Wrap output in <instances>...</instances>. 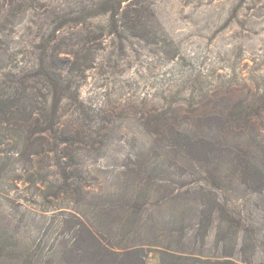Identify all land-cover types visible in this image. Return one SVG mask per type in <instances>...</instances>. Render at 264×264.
I'll use <instances>...</instances> for the list:
<instances>
[{
  "label": "rangeland",
  "instance_id": "1",
  "mask_svg": "<svg viewBox=\"0 0 264 264\" xmlns=\"http://www.w3.org/2000/svg\"><path fill=\"white\" fill-rule=\"evenodd\" d=\"M21 3L23 6L14 12L10 36V46L22 53L19 58L26 59V54L35 51L55 25L47 8L60 16L61 43H75L86 35L95 39L89 44L95 64L80 83L82 107L79 112L68 108V112H61L60 119L61 130L84 129L85 136L75 139L71 161L85 172L80 176L88 194L72 187L67 195L53 199L57 194L55 188L41 193L33 186H20V191L11 195L12 203L3 202L0 207V229L9 227L26 244L37 236L42 238V234L43 240L66 239L71 236L67 231L71 223L101 227L92 216L100 214L110 196L121 192L116 178L122 166L131 155L146 152L147 139L162 126L161 123L153 128L151 118L143 121L144 116L170 112L171 117L174 109L181 114L196 112L199 109L195 107L205 104L213 107L218 101L228 100L234 105L264 96V0H22ZM127 7L128 13L130 9L145 10V30L131 27L129 16L128 29L125 27L120 14ZM6 10L0 12L1 17ZM116 12L119 15L113 20L112 13ZM252 112H258L256 107ZM184 120L177 129L189 126L196 131L195 121ZM199 126L203 127V123ZM49 151L53 154L52 149ZM176 151L164 150V158L168 164H173L174 159L182 163L178 169L183 171L186 166ZM50 158L51 163L55 156ZM21 163H16L15 168H20ZM186 170L187 174L178 171L182 174L180 178H173L176 193L189 190L197 197L195 188H199L200 195L210 198L212 188L207 176L192 166ZM51 172L55 177L59 174L58 169ZM52 176L50 179H55ZM34 180H43L41 172ZM230 188L235 191L223 188L217 193L221 203L216 211L213 209V227L203 244L198 241L201 233L191 227L190 218L186 221L189 236L185 239L181 234H173L174 241L170 243L167 230L159 239L134 237L128 235L124 224L113 231L112 242L117 246L145 244L148 261L159 264H174L179 257L192 256L264 264V192L247 190L238 179H233ZM154 190L158 192L151 193L154 197L147 196L150 192L140 194L139 201L150 210L159 203L160 208L157 206L155 210L162 213L164 220L170 214H185L192 208L187 203L181 206L177 201L171 203L167 191ZM90 202L98 207L89 205ZM221 208L226 215L229 213L228 223H222ZM233 221L236 236L230 238L227 233L222 241L223 230L229 232ZM192 238L198 241V246L189 249L187 243ZM161 252L168 256L165 258Z\"/></svg>",
  "mask_w": 264,
  "mask_h": 264
},
{
  "label": "trees",
  "instance_id": "2",
  "mask_svg": "<svg viewBox=\"0 0 264 264\" xmlns=\"http://www.w3.org/2000/svg\"><path fill=\"white\" fill-rule=\"evenodd\" d=\"M21 2L0 0V12L7 9L6 15L0 16V207L3 202L12 203L11 195L18 193L20 186L26 185L41 193L57 189L53 199L67 195L72 187H77L83 195L88 194L80 176L85 172L77 169L71 161L74 158L71 149L77 144L75 139L85 136L84 129L61 130L60 119L61 112H68V108L79 112L82 107L80 83L95 64L89 47L91 40L94 42L95 39L89 33L90 37L86 35L78 42L61 43L60 16L47 8L55 25L35 51L26 54V59L19 58L22 53L10 46V36L16 18L14 12L23 6ZM145 13L142 8L130 9L128 13L127 7L120 18L127 29L129 16L131 27L145 30ZM116 15L119 13H112L113 20ZM66 100L69 101L67 104ZM224 102L218 101L213 107L207 104L197 106L198 111L182 114L174 109L171 117L170 112L148 118L144 116L143 121L151 118L153 128L161 123L162 126L157 127L158 130L147 139L148 150L131 155L122 166L116 178L121 184V192L110 196L102 205L100 214L92 216L102 228L83 222L71 223L67 225L71 236L66 239L43 240L45 235L42 234V238L37 236L31 244H26L13 231L10 232L9 227L2 226L0 264H159L148 261L149 251L144 250L145 244L117 246L112 242L113 231L118 225L124 227V224L128 235L134 237L142 235L159 239L167 230L172 243L173 234H181L182 238L189 236L186 221L190 218L191 227L201 233L198 241L205 243L213 227V209L216 211L218 203H221L217 196L220 189L235 191L230 187L233 179H238L247 190L264 192L261 166H264V96L234 105H230L228 100ZM254 107L258 112H252ZM186 118L198 124L196 131L189 126L177 129ZM200 122L203 127L199 126ZM50 149L53 154L49 153ZM154 149L157 150L149 155ZM167 149L177 150L176 156L184 162L185 170L178 169L182 163L176 162V159L173 164L166 162L163 151ZM50 155L55 156L51 163L48 162L52 160ZM18 162L22 163L17 169L15 165ZM191 166L195 171H202L211 182L210 198L200 195L199 188H195L197 197L189 190L179 195L176 193L173 178H180L182 174L179 175L178 171L187 174L186 169ZM54 169L59 170L56 177L51 175ZM40 172L43 180L38 182L34 177ZM50 176L55 179H50ZM155 188L167 191V200L171 203L177 201L179 206L187 203L192 208H188L185 214H170V218L164 220L162 213L155 210L157 206L160 208L159 203L150 210L139 201L140 194L150 192L149 196L158 193ZM225 205L224 202V208ZM93 206L98 207L97 204ZM219 212L223 215L222 223H228L229 213L226 215L222 208ZM8 222L10 220L6 225H9ZM234 224L235 221L229 232L223 230L222 241L227 233L230 238L236 236L234 231H237V226ZM198 241L192 238L187 248H196ZM160 254L165 258L168 256L164 252ZM187 258L179 257L174 264H245L230 258Z\"/></svg>",
  "mask_w": 264,
  "mask_h": 264
}]
</instances>
